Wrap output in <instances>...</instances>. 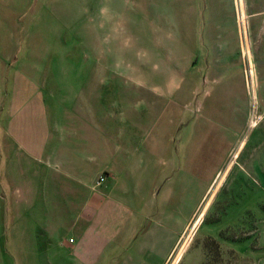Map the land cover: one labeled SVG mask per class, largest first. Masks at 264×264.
<instances>
[{"label": "crops", "instance_id": "obj_1", "mask_svg": "<svg viewBox=\"0 0 264 264\" xmlns=\"http://www.w3.org/2000/svg\"><path fill=\"white\" fill-rule=\"evenodd\" d=\"M53 4L60 16L59 1ZM101 9L107 22L112 7ZM135 11V21H142L143 11ZM153 11L159 22L153 29L133 24L136 46H168L169 69L88 71V86L62 87L32 109L41 111V125L32 121L11 130L9 169L27 163L30 174L42 179L27 189L19 215L0 216V233L9 224L0 240V264H169L208 195L190 235L238 172L233 167L220 181V170L205 177L200 157L195 154L193 166L192 154L208 142L216 154L218 145L230 141L238 154H264L256 144H264V119H253L258 106L241 93L243 76L248 85L246 56L254 101L264 88V0H162ZM122 41L121 47L128 45ZM199 86L203 98L194 119ZM244 126L253 134L261 128L249 151L250 138L237 132ZM254 168L241 167L249 174ZM254 262L264 264V254Z\"/></svg>", "mask_w": 264, "mask_h": 264}, {"label": "rangeland", "instance_id": "obj_2", "mask_svg": "<svg viewBox=\"0 0 264 264\" xmlns=\"http://www.w3.org/2000/svg\"><path fill=\"white\" fill-rule=\"evenodd\" d=\"M28 1L0 0V216L19 215L23 208L20 205L30 193L27 189L42 179L41 175L30 174L29 171L33 169L28 168L27 163L20 162L19 167L12 170L8 165V155L15 145L10 143L11 130H22L27 122L31 125L32 121L41 125V111L32 109H40L47 100L50 102L51 98H47L49 94L59 93L62 87L79 90L88 86V71H160L169 69L170 65L168 46H136L134 36H137V32L132 30L133 24L153 29L154 24L159 23L153 17L154 4L162 0H114L113 4L110 0H34L32 5H26ZM47 1L51 9L54 1H59L60 16L54 8L51 10L53 14L43 10L47 7ZM26 6L28 10L24 14L22 12ZM103 7H112L107 22L104 20L106 15L99 14ZM135 10L143 11L142 21H135ZM48 24L50 29H47ZM122 39L128 45L121 47ZM108 41L111 42L109 46L106 44ZM114 42L120 46H113ZM245 62L248 85H244L243 76L241 93L246 103L253 105L255 102V106H258L253 119L258 117V122H261L264 119V88H259L258 99L254 101L247 56ZM245 71L242 69L243 73ZM50 72L51 75H48ZM58 72H66L63 79L55 78ZM79 73L82 74L81 78L78 77ZM15 87L18 89L16 94ZM200 87H197L192 102L194 119L198 116L195 105L202 103L203 98ZM35 113H39V116ZM49 115L52 116L53 111H49ZM237 132L241 133L240 139L244 136L250 138L246 149L249 151L256 134L245 126L237 127ZM256 144L259 150L264 146L261 142ZM232 146L233 141L218 145L214 154L215 150L208 142L203 149H198V153L195 151L192 154L193 166L195 154L197 158L200 157L198 160H201L205 177L209 174L214 176L220 170L217 177L220 181L233 167L238 172L232 173L224 182L208 206L201 224L190 235L208 195L169 264H251L252 259L264 254V240L261 239L264 230V154H238L237 150L233 152ZM36 159L38 164L49 166V162ZM234 160H237L236 165ZM250 165L256 166V173L249 174L241 169ZM243 176L248 183L242 180ZM247 185H254L256 189ZM39 195H42L41 191ZM7 227L1 229L0 240L9 233ZM5 240L10 244L8 236ZM178 254L179 257L175 259Z\"/></svg>", "mask_w": 264, "mask_h": 264}, {"label": "built area", "instance_id": "obj_3", "mask_svg": "<svg viewBox=\"0 0 264 264\" xmlns=\"http://www.w3.org/2000/svg\"><path fill=\"white\" fill-rule=\"evenodd\" d=\"M238 14H239V20H240V23H241V19H240V12L238 11ZM242 24V23H241ZM249 74H251V70H250V72H249ZM251 78V77H250ZM104 181H105V177L104 176H102V177H100L99 178V180H98V185H100V184H103L104 183Z\"/></svg>", "mask_w": 264, "mask_h": 264}, {"label": "bare ground", "instance_id": "obj_4", "mask_svg": "<svg viewBox=\"0 0 264 264\" xmlns=\"http://www.w3.org/2000/svg\"><path fill=\"white\" fill-rule=\"evenodd\" d=\"M251 126H253V124Z\"/></svg>", "mask_w": 264, "mask_h": 264}]
</instances>
